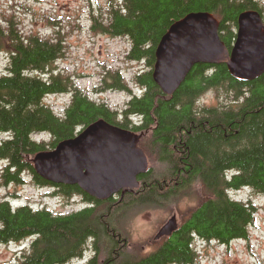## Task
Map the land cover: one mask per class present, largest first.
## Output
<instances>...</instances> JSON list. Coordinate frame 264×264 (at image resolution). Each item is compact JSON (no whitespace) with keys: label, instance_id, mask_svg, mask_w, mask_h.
<instances>
[{"label":"trees","instance_id":"trees-1","mask_svg":"<svg viewBox=\"0 0 264 264\" xmlns=\"http://www.w3.org/2000/svg\"><path fill=\"white\" fill-rule=\"evenodd\" d=\"M248 9L264 18L261 0H117L105 13H91L94 31L126 37L127 59L146 66L129 80L121 68H105L95 90L127 93L119 109L93 99L55 67L66 53L59 34L16 37L9 18L0 25V49L9 57L0 74V134L5 135L0 179L20 185L29 177L37 187L70 198V204L80 198L70 211L0 199V243L28 241L12 264H71L86 253L83 264H193L197 239L222 244L247 239L257 208L251 199L230 194L247 188L264 196V73L246 81L233 77L225 63H197L169 96L155 83L152 69L157 44L176 20L194 11L213 13L219 36L231 49L238 15ZM211 89L216 104H200L199 97ZM64 93L68 102L55 112L46 97ZM101 118L141 136L138 146L148 168L135 189L99 200L77 184L54 183L36 173V154ZM36 133L46 136L36 139ZM184 200L196 203L178 217L171 235L146 253L141 244L131 245L127 229L133 215L152 208L172 211Z\"/></svg>","mask_w":264,"mask_h":264},{"label":"rangeland","instance_id":"rangeland-1","mask_svg":"<svg viewBox=\"0 0 264 264\" xmlns=\"http://www.w3.org/2000/svg\"><path fill=\"white\" fill-rule=\"evenodd\" d=\"M117 0H0V25H7L8 18H13L19 34L40 37L61 36L65 44V55L54 65L61 72L73 76L76 84L90 97L106 100L110 106L119 109L128 100V94L106 90L96 91L100 86L102 73L106 67H119L126 79L135 71L145 69L143 62L127 59L129 42L126 37L110 36L91 28V13H105L110 3ZM264 3V0H261ZM9 57L5 49H0V74L6 71ZM134 90L137 87H133ZM69 94H51L46 97L54 110H61L67 104ZM213 89L199 97V103L212 106L216 104ZM0 134V141L4 137ZM4 162L0 160V169ZM50 187H37L26 177L23 184H6L0 179V199L8 198L14 204L30 203L34 206H46L55 211H70L80 205V198L70 204V198L56 193L51 194ZM118 194V193H117ZM115 194V195H117ZM114 195V196H115ZM235 199H251L256 206L254 222L250 226L247 239H236L228 244L216 241L195 240L197 252L193 264H260L264 263V196L242 188L230 194ZM82 201V200H81ZM194 200H184L172 210L161 208L145 209L133 215L128 224L131 245L141 244L143 253L151 251L158 243L154 235L166 220L175 214L183 217L188 208L195 205ZM28 241L0 243V264H12L19 256L20 246ZM88 253L69 263L83 264Z\"/></svg>","mask_w":264,"mask_h":264},{"label":"water","instance_id":"water-1","mask_svg":"<svg viewBox=\"0 0 264 264\" xmlns=\"http://www.w3.org/2000/svg\"><path fill=\"white\" fill-rule=\"evenodd\" d=\"M219 20L209 11H194L170 25L155 49L152 76L166 95H172L197 63L227 64L240 80L264 73V18L254 9L238 15L236 37L229 49L219 36ZM140 134L101 118L33 158L34 170L54 183L77 184L84 192L105 200L139 185L148 168L138 146ZM172 214L154 235L155 240L176 230Z\"/></svg>","mask_w":264,"mask_h":264},{"label":"flooded vegetation","instance_id":"flooded-vegetation-1","mask_svg":"<svg viewBox=\"0 0 264 264\" xmlns=\"http://www.w3.org/2000/svg\"><path fill=\"white\" fill-rule=\"evenodd\" d=\"M10 22H11V25H12V27H13V33L14 34H16V37H21V36H23V35H21V34H19L20 32H19V28L17 29L16 28V22H15V20L13 19V18H11L10 19ZM23 37H25V36H23Z\"/></svg>","mask_w":264,"mask_h":264}]
</instances>
